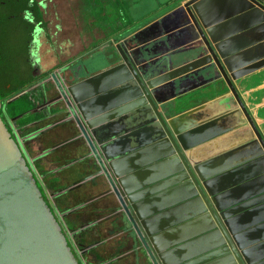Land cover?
Listing matches in <instances>:
<instances>
[{
  "label": "water",
  "instance_id": "obj_1",
  "mask_svg": "<svg viewBox=\"0 0 264 264\" xmlns=\"http://www.w3.org/2000/svg\"><path fill=\"white\" fill-rule=\"evenodd\" d=\"M184 7L203 55L192 51V59L177 67L174 51L154 59L151 44L165 45L169 37H141L151 28L145 27L113 46L109 57L119 58L118 65L65 89L72 103L68 114L116 197L122 223L130 225L152 264H264V133L240 95L239 80L250 72L242 75L230 64L238 52L234 45L256 43L244 36L264 31V16L250 26L255 9L234 12L233 0H188ZM218 24L231 25L230 37H213ZM216 70L231 95L214 103H226L223 116L244 118L248 132L240 138L222 132L223 124L208 116V100L219 88L213 84L220 77ZM188 79L195 85L181 91ZM196 90L204 103L178 113L199 97L190 101ZM0 264H79L1 117Z\"/></svg>",
  "mask_w": 264,
  "mask_h": 264
},
{
  "label": "flooded vegetation",
  "instance_id": "obj_2",
  "mask_svg": "<svg viewBox=\"0 0 264 264\" xmlns=\"http://www.w3.org/2000/svg\"><path fill=\"white\" fill-rule=\"evenodd\" d=\"M35 1L39 8V11L42 12L43 24H44L47 22L45 18V9H47V5L44 4L42 1H38V0ZM244 1L250 4V6H243L242 10L245 11L254 8L257 9L259 13L264 16L263 9L257 6H253L247 0ZM255 1L258 2L260 5L264 6V0H255ZM182 11H183L182 9L175 11L174 16L178 15L177 13H182ZM25 18L27 21L29 20L28 15H25ZM29 21L30 23H34L31 20ZM167 21H170V23H167ZM175 22L176 23L179 22L178 24L180 26L183 25L185 26L182 28L183 30H181L180 32L173 33L172 35H167L168 37H192L193 32L195 33V35H198L194 25L192 30L191 28L192 22L188 18V16H186V14H184V19H180L179 21L166 18L164 24L170 25L169 27L171 28L174 26ZM41 24L42 22L34 24L32 39L30 42L29 60L31 61L33 76L36 78L35 82L32 85H34L35 83L38 84L39 82H44L43 83L44 86L48 87L47 82L49 81V83L55 87L54 91L56 90L55 93L56 97L47 101L46 103L47 105L44 108L43 107L40 108L41 104L37 106L39 108L36 109H38L39 112L44 114L43 118L35 120L22 127H19L16 124V122H11V120L6 118L5 116L4 118L3 117L1 118L4 124L6 125L8 131L17 140L18 145L20 146L22 153L27 161V164L29 165L31 170H33L35 174V178L37 180V185H39V187L41 188L40 190H42L41 191L42 195L45 196L46 198V203L48 204L51 211L54 213L57 221L59 222L62 231L67 238L68 245L71 247V250L73 251L78 263L79 260H81L82 262L81 264H85L83 258L84 252L81 251L80 254L78 253L79 250H77L76 247L73 245V240L71 238L70 232L69 230H67V228L66 229L64 228L57 214L58 212L62 218L66 217L71 219L73 216L74 217L78 216L77 218H79V223H83L82 232L85 233L86 237H88L91 240L89 246L92 245H93L92 247L97 246L96 249L100 250V252H102L101 254H105L104 256H102L105 259V261L103 262L104 264H152L149 258L145 255V251L142 245L138 242L137 238L130 231L131 230L130 225L122 223L121 213L119 212L120 207L117 203L116 197L115 195L111 194L110 186L106 185L103 182V177L100 172L101 167L99 165L97 166L94 163H92L91 159L88 158V151L82 145L83 137L77 129L73 128L74 125L71 122V116L70 114H68L70 107L69 104L72 103L71 101H69L66 92L63 90V85H65L66 88L68 87V85H71V83L69 82H68L69 84L66 85V80H68V76H70L71 79H74L76 81H81L84 78L89 77L90 75L87 77H80L78 76V72L76 73V70L71 71L72 69L70 68L69 65L67 66L64 65L62 67H59L58 70H62L61 72L56 71L57 64L54 65L52 64L45 70L41 69V62H40L41 56L38 53L40 48L41 38L50 37V35L48 36L47 26L41 27ZM164 24L161 27H165ZM161 27L158 25H154L149 29L147 35H140V36L162 37L163 35L160 36V34H162L163 31L159 30V28ZM139 29L140 27H137L136 29L135 28L129 29L125 33L116 36L118 38L109 40L110 46H115L118 40L120 43L121 40L126 39L128 37H132V35H134L136 32L141 30ZM171 42L172 40L170 39L169 44ZM111 49L115 51L114 47ZM134 50L136 51L138 50V48L134 46ZM119 62H121V60L119 61V58H117L116 60L111 61L110 64L105 69L116 66L119 64ZM214 68L216 67L213 64V69ZM101 71L102 70L97 72H101ZM54 73H58V75L57 74L54 75ZM216 74L217 76H220L217 70H216ZM75 75L77 76L75 77ZM213 76H214V72H213ZM45 79H47L48 81L47 82L42 81ZM214 82H216L217 88L219 87L218 90H220L219 92L220 96L229 92L221 76L217 80H213V84ZM194 85L195 83L191 82V83H187V86L186 85L185 86L186 88H190V87L192 88V86ZM188 96L194 97L195 94L194 92H192L189 93ZM58 97H60V99H57ZM53 100H55L54 104L48 105V103ZM53 105L55 106L53 107ZM33 112H36V110H34ZM34 124L37 125L38 127L44 126L46 128L35 130V133L31 136L32 141L37 143V145L40 142L42 143L41 146L44 150V151H39L38 154H36L33 151L32 156L35 157L33 158L34 159V165H33L27 158V155L25 153L26 146H24V143L22 141L26 143L25 145H27L28 149L31 147L30 143L32 141L29 140L27 134L33 133L34 128L32 127V125ZM27 127H32V128H27ZM20 130L23 131V140L20 139L21 137H18L21 135L19 134L17 135V133ZM35 147L36 146L34 145L33 149ZM31 151L32 150L29 149L30 153ZM49 154L50 155L53 154L57 156L56 157L57 160H59L60 163H62L61 166L62 168L59 167L58 165L56 169H48L50 167V162L48 163L46 161V156ZM35 168L38 169L39 173L36 172ZM60 168L62 170H60ZM48 171L50 175L48 174ZM42 173L43 176L45 177L49 176V178H51V181L55 180L58 185H60L59 182H62V186H64V188H62L63 194H66L65 200L67 203L66 205L67 211L64 212H61L62 210L59 211L57 208H55L56 203L53 204L49 200L45 188L41 182ZM58 185H56L55 193H53V195L55 196L57 194L56 190L59 187ZM47 186L49 185L47 184ZM69 196H72L73 198L77 196L81 202L80 206L77 205L74 206L76 213L73 215L71 214L74 212L70 211L69 205L75 204V202L71 203V201L69 200ZM74 199L76 200V198ZM68 211L69 213H67ZM91 211L93 212V214H91ZM101 227H103L104 229H102ZM76 240L77 239H75V241ZM78 242H80V240H78ZM136 256L141 258L136 260ZM94 260L96 261L97 259L94 258Z\"/></svg>",
  "mask_w": 264,
  "mask_h": 264
},
{
  "label": "rangeland",
  "instance_id": "obj_3",
  "mask_svg": "<svg viewBox=\"0 0 264 264\" xmlns=\"http://www.w3.org/2000/svg\"><path fill=\"white\" fill-rule=\"evenodd\" d=\"M43 3H46L47 9H45V18L48 23L47 25V31H48V36L50 37H42L41 42H40V48H39V55L41 56V69L45 70L52 64H57L56 71L61 72L62 70H58L59 67H62L64 65H69L70 68L72 69L71 71L76 70V73L78 72V76L80 77H87L89 75H92L96 73L97 71L104 70L108 66V62L114 61L109 55L113 54V46H110V41L109 42H103L100 43V46L98 48H92L91 51H87L83 53L80 57L79 55L81 51L83 50L84 47L87 45L90 46V44H93L95 40H100L101 37H99L96 29H90L91 26L88 25L90 21H93L95 24L101 23V21L98 19V13L100 12V8L102 6V3L106 4L109 0H103L101 3H98L99 0H41ZM178 0H152V3L150 0H114L111 2L107 3L108 9H111V5L117 4L119 8H121L120 14L122 17L125 19L124 22H131L134 19V15L137 16L135 19H137L134 24V26L130 27V29H136L139 25L145 24L151 20L152 16H158L160 13L164 12L165 10L170 8V5L174 3H178ZM233 5H234V12L235 8H240L243 6L250 5L244 0H233ZM242 10V9H240ZM250 11L252 9H249ZM229 11V10H228ZM155 12L152 14L150 17H145L148 13ZM245 12L244 10L240 11L239 13ZM255 14H252L251 17L248 19V22L250 26L254 23V21L257 20L258 16L261 17L263 16L262 14L259 13L257 9L254 10ZM144 15V16H143ZM245 17V15H244ZM95 19V20H94ZM239 20V19H238ZM243 21V20H242ZM241 21V22H242ZM137 24V25H136ZM238 29H241V27L237 26ZM230 24H218L217 26V33L213 34V37H219L220 35L221 38H224V33L227 32L228 37H230L231 30ZM95 32H94V31ZM258 34V33H257ZM256 32H253L251 34V37L257 36ZM219 35V36H218ZM237 34L233 35L235 37ZM259 35V34H258ZM95 36V37H93ZM159 38V36H156ZM242 37V35H241ZM118 37H113L112 39H116ZM110 39V40H112ZM171 39L172 42L169 44L168 40ZM193 39L192 37H169L168 40L164 41V44H161L160 41L154 42L151 44V52H153L152 55L161 54V53H166V51H178V49H182L185 47V42L190 43L189 41ZM157 40V39H156ZM255 37L252 39V42H255ZM122 41V40H121ZM185 41V42H184ZM112 43V42H111ZM119 43V40L118 42ZM242 43L234 45L235 50H242V47L240 48ZM220 44L217 45V47L220 49L221 46ZM263 43L260 45L262 46ZM228 49H232L230 45H228ZM259 46V45H257ZM222 49L224 48L223 46L221 47ZM239 48V49H237ZM257 48V47H256ZM255 48V49H256ZM138 51V50H136ZM186 51V50H185ZM188 52V51H187ZM185 52V53H187ZM77 56V57H76ZM73 57V58H72ZM72 58V59H71ZM251 58V55L247 56V59ZM244 61V58L242 57H235L233 59V62H229L232 66L234 65H240L242 64L241 62ZM182 64V63H181ZM178 65H175L177 67ZM186 69L184 72H187ZM236 72V71H235ZM246 71H244L245 73ZM58 75V73H54V75ZM241 74V73H239ZM77 75H75L76 77ZM42 81H48L47 79L42 80ZM189 81V82H188ZM183 80V84L180 88L181 91L187 92L190 90V88H186L187 83H191L192 80L188 79ZM75 84L78 81L71 79L70 76H68V80H66V85L69 83ZM44 82H39L38 84L35 83L31 87L27 89V91L34 90V97L37 101L38 104H41L40 108H44L47 104V101H49L52 98H55L56 96V90L54 91L55 87L47 82L48 87H45ZM49 83V84H48ZM39 85V86H37ZM186 85V86H185ZM70 86V85H68ZM66 86L63 85V90L65 91ZM243 89H245L243 87ZM58 90V89H57ZM26 91V92H27ZM45 91V92H44ZM25 92V93H26ZM47 92V93H46ZM59 92V91H58ZM46 94V95H45ZM222 97V96H221ZM45 98V99H44ZM190 101H192L191 96H189ZM57 99H60L58 97ZM195 101V100H194ZM55 100L50 101L48 105L54 104ZM44 103V104H43ZM194 103V102H190ZM37 104V106H38ZM55 105H53L54 107ZM5 107V106H4ZM2 109H5V108ZM33 112V111H32ZM28 115H25V118ZM235 116V115H234ZM233 116V117H234ZM232 117V118H233ZM241 118L242 116H239ZM20 121V120H19ZM34 128L32 134H27L28 138L30 141H32L31 136L35 133V130L38 129H44L46 127L41 126L38 127L37 125H32ZM32 127H27V128H32ZM37 132V131H36ZM17 133V132H16ZM21 135L18 137H21L20 139L23 140V131L20 130L17 135ZM24 143V146H26V155L31 164L34 165V159L35 157L32 156L33 151L38 154L39 151H44L41 142L37 145L35 142H31V147L29 148L31 153L29 152V149L26 143ZM34 145L36 146L34 149ZM45 147V146H44ZM40 148V149H39ZM47 148V147H46ZM45 148V149H46ZM56 155H47L46 156V161L49 163L50 162V167L48 169H56V167H61L62 163H60L59 160H57ZM43 165V164H42ZM44 167V166H43ZM62 168V167H61ZM60 168V170H62ZM36 172L39 173L38 169H36ZM47 170V169H45ZM68 173V171H67ZM48 174L50 175L49 171ZM41 182L45 188L46 194L49 198V200L54 204L56 203V207L59 211L62 209L61 212L67 211L66 209V194H63L62 188V182H59L60 185L57 184L55 180L51 181V178L43 176V173L41 174ZM47 175V174H46ZM49 179V180H48ZM47 184L49 186H47ZM56 185H58V189L56 190V196L53 195L55 193ZM56 198V199H55ZM76 198V200L74 199ZM69 196V200L72 202H75V204H70L69 208L72 213L71 215L75 214V208L74 206H80L81 202L80 199L76 197ZM54 201V202H53ZM69 201V203H70ZM82 209V208H80ZM69 213V211L67 212ZM64 228L69 230L71 238L73 240V245L76 247L77 250L80 252H85L84 248H87L90 244L87 242L88 237H86V234L83 233V223H79V218L72 217L71 219L69 218H62L59 215V212L57 213ZM61 214V213H60ZM91 214L93 212L91 211ZM104 235V234H103ZM102 238V235H101ZM75 239H77L75 241ZM78 240L82 242V244L78 243ZM79 245V246H78ZM92 247V246H89ZM95 246L94 248H96ZM83 250H82V249ZM79 260V258H78ZM79 263L81 264V260H79ZM98 264V263H97Z\"/></svg>",
  "mask_w": 264,
  "mask_h": 264
},
{
  "label": "trees",
  "instance_id": "obj_4",
  "mask_svg": "<svg viewBox=\"0 0 264 264\" xmlns=\"http://www.w3.org/2000/svg\"><path fill=\"white\" fill-rule=\"evenodd\" d=\"M102 1L99 0L98 3ZM111 1L114 0L108 2ZM107 3H102L98 13L101 23L90 21L88 24L91 26L89 30L96 29L97 32L93 31L101 37L90 44V50L98 48L100 43L107 42L132 27L130 22H124L125 19L120 14L121 8L117 4L108 9ZM25 15L34 23L27 21ZM41 22V27L47 26V22L43 24L42 12L39 11L35 0H0V102L2 108L5 106V109H0V117L5 116L11 122H16L19 127L44 117L39 111L32 112L36 110L38 103L33 95L35 91H27L36 80L29 60L32 32L34 24ZM81 55L80 53L77 56ZM22 92L26 93L21 95ZM25 115L28 116L25 118ZM43 197L46 201L45 196ZM78 243L82 244L81 241ZM80 247H83V244ZM95 259L98 263L105 261L103 258Z\"/></svg>",
  "mask_w": 264,
  "mask_h": 264
},
{
  "label": "crops",
  "instance_id": "obj_5",
  "mask_svg": "<svg viewBox=\"0 0 264 264\" xmlns=\"http://www.w3.org/2000/svg\"><path fill=\"white\" fill-rule=\"evenodd\" d=\"M38 1H41V0H38ZM178 1L179 2L176 3L175 5H174V3L171 4L169 9L160 13L158 16H152V18H151V20H149V22H147L145 24H141L138 27H140L141 30L144 29L145 27H152L154 25H158L161 27L164 24V21L166 20V18H170L171 20L174 19L176 21H179L180 19H184L185 9H183V8H185L184 4L188 0H178ZM150 2L152 3V0H150ZM44 4H46V3H44ZM180 9L183 10L182 13H177L178 15L174 16L175 11L180 10ZM154 13L155 12L148 13L145 17H148V16L150 17ZM136 17L137 16L134 15V19H132L133 21H131L129 23V25L134 26V24H135L134 21L137 20V19H135ZM167 23H170V21H167ZM178 23L175 22L174 26L171 28L169 27L170 25L164 24L165 27H161V28H159V30H162L163 33H165L167 35H172L173 33H177V32H180L181 30H183L182 28L185 26V25L180 26ZM171 25H173V24H171ZM258 34H257V36H254L256 39L255 40L256 43L253 46H248L247 48H244L242 50H238V52H235L236 54H234L233 57L234 58L235 57L244 58V61L241 62L242 64L238 65L240 70H238L237 72H242V75L244 74V71H246L247 73L250 72V74H248L247 76H243L239 80V81H242V83H241L242 87L245 88V89H243L242 92L240 91V95L245 98L246 105H247V108L250 112L251 117L253 118V122L257 126L259 131L263 134L264 133V31L260 30L258 32ZM244 37H247V38L249 37L247 39L248 42L252 41V39L254 38V37H251L250 35L244 36ZM153 38H154V40L158 39V37H156V36ZM192 38L193 39H191L189 41L190 43L184 41L186 43L185 47H183L182 49H178V51H176L175 54L172 55L173 59L175 60V65L179 66V65H181V63H184V62L192 59V58H190V59L187 58L189 53L192 51L197 54V57L203 55V53L199 49L200 47H202V44L199 41L200 38L198 37V35H195L194 32L192 34ZM262 43H263V45L260 46ZM257 45H259V46H257ZM254 46H257V48L256 49L253 48ZM89 47H90L89 45L84 47L83 50L81 51V54H83L87 51H91ZM192 47H194V48H192ZM190 48H192V49H190ZM185 52H187V53H185ZM230 52H232V51H230ZM226 53H228V52L225 51V54ZM164 54H166V53H164ZM249 55H251V58L247 59V56H249ZM160 57H162L161 54L157 55L154 59H157ZM254 57H256V62L250 63V61L254 60ZM235 66H237V65H235ZM253 70H255V71H253ZM251 71H253V72H251ZM233 84L236 86V84H238V81H236V80L233 81ZM197 91L198 90H196L194 92V94H197L195 96H199V97H196L194 99L195 100L194 103H188L187 105H185L184 108L180 106L178 113L184 112V111H186V109L196 108V107L202 105V103H204V102L198 101V99H200V97L204 96V95H202V91H199V93ZM206 91H209V89H207L203 92H206ZM219 92H220V90L213 91V96H211L208 100V101L213 100V102L207 106L208 116L216 117L215 118L216 123L223 124V126L225 127V130H221L222 132L229 131V134H233L232 138H240L242 135H245L248 132L247 125L245 122H243L244 118L241 117V118H239V120H234L232 118L233 116H231L229 114V112H227V114H225L223 116L224 112L228 111L229 108L227 109V107H226L227 105L225 102L214 103V101H216V99H218L220 96ZM228 93L230 94V92H228ZM214 96H216V97H214ZM186 102H188V101L186 100ZM207 103H209V102H207ZM230 104L231 103H229V105ZM221 121H222V123H220ZM239 125H241V126H239ZM101 228L104 229L103 227H101ZM87 242L90 244L91 240L88 238ZM84 249H85V252L83 253V258H84L85 264H97L96 261L94 260V258L97 257L98 259H101V258H103L102 256L105 255V254H101L102 252H100V250H98L94 247L88 246L87 248H84ZM98 264H100V263H98Z\"/></svg>",
  "mask_w": 264,
  "mask_h": 264
}]
</instances>
